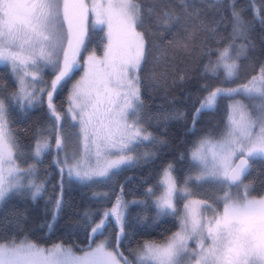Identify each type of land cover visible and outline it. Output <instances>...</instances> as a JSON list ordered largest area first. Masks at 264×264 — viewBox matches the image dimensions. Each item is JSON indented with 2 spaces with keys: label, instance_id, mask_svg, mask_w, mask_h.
<instances>
[{
  "label": "snow or ice",
  "instance_id": "6c2138e0",
  "mask_svg": "<svg viewBox=\"0 0 264 264\" xmlns=\"http://www.w3.org/2000/svg\"><path fill=\"white\" fill-rule=\"evenodd\" d=\"M208 2L214 6L216 0ZM181 7L188 11L185 0ZM229 7L232 28L229 42L222 50L217 49L214 63L210 61L205 65V72L213 77L223 69L224 82L237 78L238 61L248 45L236 42L239 39L247 41L252 26L244 19L242 10L236 9L235 0ZM90 13L91 27L105 31L102 41L106 43H103L102 57L93 49L81 65L79 57L87 47ZM154 13V7L145 8L140 0H93L91 7L86 0H0V64L10 66L17 84L16 90L7 97L0 88V203L13 192L30 194L35 201L46 187L33 178L35 165L25 168L17 163V156L24 153L9 126L10 104L6 101L23 109L42 104L47 94L49 113L55 118L57 128V157L53 163L60 169L61 191L65 173L69 180L80 183L103 181L124 167L135 166L141 158L147 161L153 155L131 154L135 145L155 138L139 126V118L132 123H128V119L142 106L136 73L148 54L145 34L138 29L145 16L150 18ZM190 14L199 15L198 12ZM158 18L165 26L179 21L178 15L167 10ZM82 66L84 75L72 85L68 97V112L80 126L81 146L78 151L69 153L59 131L63 117L53 100L57 91ZM46 68L54 75L50 85L41 75ZM202 87L207 89L208 85ZM237 96L244 99H236ZM221 98L230 101L225 128L219 139L206 133L191 149V165L197 174L186 178L183 195H190L187 184L192 179L210 182L222 193L215 201L223 203L222 212L206 201L193 202L200 206L197 209L185 204L179 230L163 242L145 241L133 250L135 259L131 260L119 252L128 207L121 190L113 206L100 214L98 222H94L95 214L85 213L91 232L87 237L88 246L80 249L82 255L62 243L44 247L36 242L12 239L0 242V264H192L193 260L195 264H264V196L251 197V186L244 184L250 161L264 159V65L245 83L208 90L192 116L193 129L200 115L214 111ZM244 100L259 101L252 105L255 114ZM184 117L185 113L178 112L172 118ZM51 147L48 138L37 135L32 158L39 161ZM60 152H64L62 161ZM173 171V165L168 164L158 183L147 189L146 195L155 197L153 204L158 217L177 212L175 201L181 189ZM159 187L163 191L157 196ZM233 188L237 189L235 193ZM62 204L61 194L55 199L47 224L50 231ZM207 211L212 215H205ZM112 222L119 228L117 248L108 251L107 238L92 247L95 238L102 236ZM190 241L196 242V249L189 247Z\"/></svg>",
  "mask_w": 264,
  "mask_h": 264
},
{
  "label": "trees",
  "instance_id": "16d2710c",
  "mask_svg": "<svg viewBox=\"0 0 264 264\" xmlns=\"http://www.w3.org/2000/svg\"><path fill=\"white\" fill-rule=\"evenodd\" d=\"M140 2L145 8L154 7L155 13L150 18L145 16L144 23L138 29L145 34L148 54L138 70L142 106L129 119L133 122L139 118L140 126L155 138L151 142L137 144L136 151L132 154L139 157L143 155L142 152L153 155L147 161L141 158L135 166L124 167L116 175L103 181L80 183L74 179L69 180L65 173L61 191L60 169L53 163L57 157L56 136H50L52 147L39 161H35L31 155L37 135L47 133L48 127H54L57 132L55 118L50 116L47 103L44 101L21 109L6 101V104H10L9 126L24 153L23 156H17V163L25 168L35 165L36 182L44 183L46 187L35 201L30 194L13 192L0 203V222H3V227H0V242L12 239L30 240L44 247L63 243L77 250L86 248L91 225L88 224L85 213L95 214L94 222H98L100 214L113 206L121 190L124 201L143 199L141 203L128 205L126 209L124 236L119 245V252L125 257L134 260L133 250L143 241L162 242L178 227L175 215L157 216L152 197L146 195L147 189L158 183L162 170L168 164L173 165L177 183L182 184L186 176L195 171L191 165L190 150L199 138L209 132L215 138L220 137L227 120V106L230 102L227 98H221L214 111L203 112L194 129L192 116L199 106V100L208 90L217 86L236 87L245 83L264 65V0H235L236 9L242 10L244 19L252 26L247 41L239 39L247 43L248 47L238 61L237 78L230 82H224V72L221 70L215 77L206 73L205 65L210 61L214 63L218 55L217 49H223L229 42L232 31L229 7L231 0H216L214 6L208 0H185L188 11L182 9V0ZM164 10L178 15L179 21L165 26L158 18ZM194 12L199 15L190 14ZM102 37L103 31L89 27L87 47L82 54L93 49L101 54L105 43ZM80 71L81 69L74 73L72 79L54 95L53 102L59 113L64 111L68 88ZM52 75V70L47 69L46 80L52 78ZM203 85H208V88H203ZM16 87L10 68L0 65V88H3L4 96L7 97ZM235 98L244 99L241 96ZM244 103L255 114L252 105L259 101L244 100ZM178 112L185 113V117L172 118ZM62 117L59 131L68 132L70 125L77 131H73L75 143L70 141L69 145L67 141L66 150L78 151L77 125L71 124L65 115ZM244 180L250 182L253 195L260 196L264 193V159L250 161V171ZM102 191L107 192V195L93 196ZM160 191L161 187L157 188L156 195ZM61 194L63 204L50 231L47 224L51 220L55 199ZM193 194L202 198L209 197L203 192L195 191ZM216 205L220 208L222 202ZM118 232L119 228L112 222L102 236L95 238V242L104 237L109 240L110 246H114Z\"/></svg>",
  "mask_w": 264,
  "mask_h": 264
},
{
  "label": "rangeland",
  "instance_id": "374dc122",
  "mask_svg": "<svg viewBox=\"0 0 264 264\" xmlns=\"http://www.w3.org/2000/svg\"><path fill=\"white\" fill-rule=\"evenodd\" d=\"M231 1H232V0H231ZM86 3H88L89 7H91V5H92V3H93V0H86ZM89 16H90V19H89V22H88V28L91 27V13L89 14ZM103 32H104V36H105V31H103ZM105 43H106V40H105ZM236 43H237V44H241V43H244V42L241 41V40H237ZM221 50H222V49H221ZM103 51H104V49H103ZM103 51H102L101 54H98V53H97V55L102 57V56H103ZM90 52H91V51H90ZM90 52H85V53H83V54L79 57L81 65L84 64V60L87 58V56L89 55ZM233 55H234V52H233ZM61 56H62V53H61ZM0 65H3V64H0ZM8 67L10 68V66H8ZM47 69H50V68H46V69H44L43 72L41 73V75H42L43 79H44L45 81H47V82L49 83V85H50L51 79L54 78V75H52V76H51L52 78H50L49 80H46V78H45V72H46ZM80 69H81L80 74L78 75V77H77L76 79H74V80L71 82V85H70L69 88H68V93H67V104H66V106H65V108H64V111H63V112H60L61 115H65V116L69 119V122H71V124H76V125H77V129H78V137H79V139H78V141H79V148H80V146H81V140H80V136H79V133H80V126H79V123H78V122H75V121L72 120V115H71V113L68 112V107H69V100H68V97H69V94H70V90H71V88H72V85H73L76 81L80 80V78L84 75V71H85L84 67L82 66ZM220 70L223 71V69H220ZM136 75L138 76V71H137ZM29 79H31V77H29ZM38 86H40V85H38ZM236 99H241V98H236ZM44 101L47 103V94H46V93L44 94ZM34 106H35V105H34ZM26 107H27V106H26ZM32 107H33V106H32ZM138 111H139V110H138ZM128 123H132V121H130V119H128ZM139 126H140V125H139ZM60 129H61V128H60ZM67 129H68V132H66V130H64V131H60V134H61L62 137L65 139V144H67V141H68V144L70 145V141H71V143H72V142L75 143V137H74L73 131H74V132H77V131H75V130L73 129V127H71V125H70V127H68ZM53 131H54V132H53ZM146 132H148V131L146 130ZM148 133H149V132H148ZM53 135H55V136L57 135V132L55 131L54 127H52V129H51V127H48V129H47V133L43 134V136L46 137V138H48L49 140H50V136H53ZM214 138H215V137H214ZM219 138H220V137H217V138H215V139H219ZM77 143H78V142H77ZM195 145H196V144H195ZM73 147H74V146H73ZM73 147H72V148H73ZM194 147H195V146H194ZM72 150H73V149H72ZM72 150H71V151H72ZM67 151H68V150H67ZM71 151L69 150L68 152L70 153ZM134 151H136V145L134 146ZM134 151H133V152H134ZM190 152H191V150H190ZM144 153H145V152H142L143 155H144ZM131 154H132V153H131ZM143 155H142L141 157H143ZM60 158H61V160H63V158H64V152H61V153H60ZM35 161H37V160H35ZM196 174H197V170L195 169V171L189 173V174L186 176V178L189 177V176L195 177ZM173 175H174V174H173ZM66 176H67V175H66ZM33 178L36 180V177H33ZM67 178H68V177H67ZM186 178H185V180H186ZM185 180H184V182H183L182 184H180V185L178 184V187L181 189V193H180V195L177 196L176 201H175L176 209H177V212H176V215H175V216H176L177 221H178V227L176 228V230H175L174 232H176V231L179 230V218H180L181 216H183L184 213H185V207H184L185 204H189L191 208H193V209H197V208H199L200 206L194 204L193 202H195V201H206V202H208V203L213 204V207H214V208H217L218 211H220V212L223 211V203H222V206H221L220 208H219V207L216 205V203H215L217 195H218V194L222 195V193L219 192V189H218L217 186H215V185H211L212 183H210V182H198V181H196L195 179H192V180L188 181V184H187V189H188L190 195L184 196V195H183V190H184V188H185ZM37 183H39V182H37ZM244 184H247V185H250V186H251L250 182L247 181V180H244ZM162 191H163V188L161 187V191L157 194V196L160 195ZM195 191H197V192H203V193L207 194L209 197H207V198L198 197L197 195H194V194H193ZM232 191H233V193H235V192L237 191V189H236V188H233ZM239 191H240L241 194H242V193H243V188L241 187ZM104 194H107V192L102 191V192H100V193H94L93 196H94V197L105 196ZM250 196H251V197H256V198H258V197H260V196H264V193H263L262 195H260V196L253 195V194L251 193V187H250ZM154 199H155V197H152V198H151L152 203H153V200H154ZM125 201L128 203V205H131V204H133V203H131L132 201H140V202H142L143 199H142V198H132V199L125 200ZM204 214L207 215V216H211V215H212V213H211L210 211H207V212H205ZM174 232H173V233H174ZM170 236H171V234H170ZM104 239H105L104 237L98 239V240L92 245V247H95L96 244H99V243H100L102 240H104ZM27 241H30V240H27ZM145 241H151V240H145ZM145 241H143V242L140 244L139 247H141ZM2 242H10V241H2ZM162 242H163V241H162ZM158 243H159V242H158ZM54 244H55V243H54ZM62 244H63V243H62ZM52 245H53V244H52ZM52 245L45 246V247H51ZM63 245L66 246V247H69V246H70V245H67V244H63ZM71 247H72V246H71ZM139 247H137V248H139ZM189 247H190L191 249H196V242H195V241H190V242H189ZM116 248H117L116 245H114V246H110V245H109V247H108V251H113V250H115ZM73 249H74V251H76V253H77L78 255H82V254H83L82 252H80V250H77V249H75V248H73ZM134 259H135V257H134ZM192 264H195V261H194V260H193Z\"/></svg>",
  "mask_w": 264,
  "mask_h": 264
},
{
  "label": "water",
  "instance_id": "95a60500",
  "mask_svg": "<svg viewBox=\"0 0 264 264\" xmlns=\"http://www.w3.org/2000/svg\"><path fill=\"white\" fill-rule=\"evenodd\" d=\"M115 245H116V247H117V243H116Z\"/></svg>",
  "mask_w": 264,
  "mask_h": 264
}]
</instances>
